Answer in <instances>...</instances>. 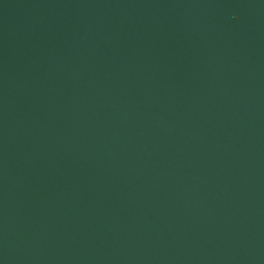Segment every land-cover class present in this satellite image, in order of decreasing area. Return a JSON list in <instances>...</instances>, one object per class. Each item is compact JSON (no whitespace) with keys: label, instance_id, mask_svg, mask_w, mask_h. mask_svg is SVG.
Returning <instances> with one entry per match:
<instances>
[{"label":"water","instance_id":"1","mask_svg":"<svg viewBox=\"0 0 264 264\" xmlns=\"http://www.w3.org/2000/svg\"><path fill=\"white\" fill-rule=\"evenodd\" d=\"M0 264H264V0H0Z\"/></svg>","mask_w":264,"mask_h":264}]
</instances>
